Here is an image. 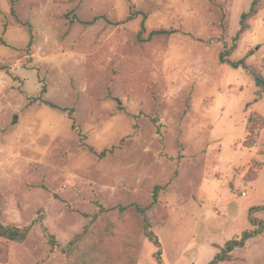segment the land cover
<instances>
[{
  "label": "rangeland",
  "instance_id": "obj_1",
  "mask_svg": "<svg viewBox=\"0 0 264 264\" xmlns=\"http://www.w3.org/2000/svg\"><path fill=\"white\" fill-rule=\"evenodd\" d=\"M252 1L0 0V221L29 228L0 237V264H210L256 227L264 127L249 147L248 120L264 118V89L220 60ZM248 23L228 59L264 75V9ZM157 185L158 245L130 207ZM232 257L218 264H264V233Z\"/></svg>",
  "mask_w": 264,
  "mask_h": 264
},
{
  "label": "trees",
  "instance_id": "obj_2",
  "mask_svg": "<svg viewBox=\"0 0 264 264\" xmlns=\"http://www.w3.org/2000/svg\"><path fill=\"white\" fill-rule=\"evenodd\" d=\"M262 9H264V0H253L251 3V6L248 11H245L241 15L240 19V31L238 34H236L233 38V45L229 47L227 50H223L220 54V60L222 62H228L234 67L242 66L245 70H247L256 80L257 84L264 89V75L262 72L258 69H255L251 67L247 63V56L237 60V61H231L228 59V57L237 49L238 47V40L240 39V36L242 33H244L247 29H249V23L248 21L255 17ZM14 10V9H13ZM71 21H81L85 24H92L95 22L96 19L90 20V21H82L78 19V16L73 14L71 17ZM145 19L146 15L144 17V21L142 22V29L140 31L139 37L141 39H144L142 37V34L146 31V25H145ZM29 27V30L32 31V27L29 23H25ZM176 30L174 29H156L152 30L149 33L148 39L152 38L155 35L159 34H172L175 33ZM33 37H31L29 44L32 43ZM226 46V45H225ZM45 91V89H44ZM40 100L41 102L54 107V108H61L57 104L53 103L52 101L44 99L42 96L35 97L32 99V101ZM64 109V108H62ZM74 108L69 109V116L72 119V127L76 128V122L74 118ZM264 127V118L259 114H253L248 120V138H247V145L250 147L254 145L257 140L259 139V133L261 129ZM116 146H113L111 148H106L100 152H96L92 147H90L91 151L95 152L100 158H105L109 154H113L115 152ZM161 186L157 185L154 188L153 191V202L150 206H143L138 203H132L130 207L134 208L142 217L143 220V227L145 231V235L152 240L157 245L159 244V239L157 237V234L154 231V228L156 225H158L157 221L150 215V209L159 203V190ZM129 207H123L120 206V211H124ZM264 209V205L261 206H254L250 209V222L253 223L256 227L251 230L244 231L241 238H233L228 240L225 245L222 247L221 252H218L216 256L211 260L210 264H218L221 261H231L233 259L232 252L236 247H244L247 243V241L255 236L262 235L264 233V222L262 220H259L253 216L254 212L257 210ZM29 235V228H20V227H14V226H7L4 225L0 221V237L5 238L10 241L15 242H23L26 240V238ZM109 239H113L112 236H108ZM119 241V243L123 246L121 248H125V246L135 247L136 241L134 240V237L132 234L127 233L124 234L122 237L115 238ZM114 240V239H113ZM131 249V248H130ZM160 252H158V261L159 264L161 263L160 258ZM99 255L95 256L88 253H82L81 258L75 263V264H95L96 260H98Z\"/></svg>",
  "mask_w": 264,
  "mask_h": 264
}]
</instances>
